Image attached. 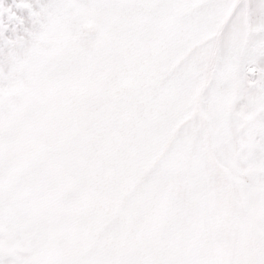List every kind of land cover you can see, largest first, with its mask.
<instances>
[{
    "label": "snow or ice",
    "instance_id": "1",
    "mask_svg": "<svg viewBox=\"0 0 264 264\" xmlns=\"http://www.w3.org/2000/svg\"><path fill=\"white\" fill-rule=\"evenodd\" d=\"M0 264H264V0H0Z\"/></svg>",
    "mask_w": 264,
    "mask_h": 264
},
{
    "label": "rangeland",
    "instance_id": "2",
    "mask_svg": "<svg viewBox=\"0 0 264 264\" xmlns=\"http://www.w3.org/2000/svg\"><path fill=\"white\" fill-rule=\"evenodd\" d=\"M9 2H10V0H9Z\"/></svg>",
    "mask_w": 264,
    "mask_h": 264
}]
</instances>
